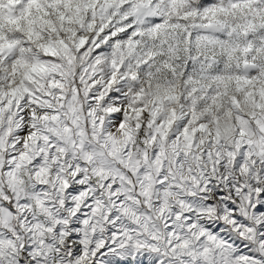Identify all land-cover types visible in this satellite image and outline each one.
<instances>
[{
  "label": "snow or ice",
  "instance_id": "1",
  "mask_svg": "<svg viewBox=\"0 0 264 264\" xmlns=\"http://www.w3.org/2000/svg\"><path fill=\"white\" fill-rule=\"evenodd\" d=\"M0 264H264V0H0Z\"/></svg>",
  "mask_w": 264,
  "mask_h": 264
}]
</instances>
